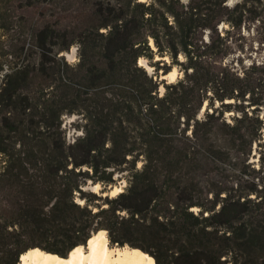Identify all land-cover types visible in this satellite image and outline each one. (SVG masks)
I'll list each match as a JSON object with an SVG mask.
<instances>
[{
    "label": "trees",
    "instance_id": "obj_1",
    "mask_svg": "<svg viewBox=\"0 0 264 264\" xmlns=\"http://www.w3.org/2000/svg\"><path fill=\"white\" fill-rule=\"evenodd\" d=\"M42 1L54 3L0 0V264L32 247L66 256L100 229L156 264H264V156L250 161L264 146V57L244 63L217 27L260 20L264 46V0L102 2L77 41L29 17ZM75 42L76 65L62 54ZM175 65L183 75L162 92L156 77ZM116 173L127 185L115 196L84 189Z\"/></svg>",
    "mask_w": 264,
    "mask_h": 264
},
{
    "label": "rangeland",
    "instance_id": "obj_2",
    "mask_svg": "<svg viewBox=\"0 0 264 264\" xmlns=\"http://www.w3.org/2000/svg\"><path fill=\"white\" fill-rule=\"evenodd\" d=\"M110 1L115 2L116 0H53L54 2L53 4L52 3L48 4L42 1L41 3L38 4V6L31 9L28 15L32 19H38V20L42 18L49 19L53 21L55 25L69 29V31H71L75 40L77 41L83 32H85L86 30L95 28L97 25L102 23V12L100 11V7L102 9V2H110ZM182 1L185 3H189L191 0H182ZM198 1L200 0H193V3L196 4ZM239 1L241 0H228L227 4L230 6H234ZM261 25L262 24L260 20H256V21L249 20V21H246L240 28H234L228 21H224L221 24H219L217 27L219 31H221L222 33H225L228 29H231L232 41H235L238 44L239 42H241L245 46L246 52L243 53L242 50H240V53L242 55L243 54L245 55L244 63H250L252 62L253 59H255V56L258 59H263L264 57V48H263L264 46H262V44L258 42V34L260 32ZM208 32L209 30H207L206 34ZM241 34L244 35V38L242 37L241 40H238V36H240ZM151 41H152V45L154 46L155 44L153 42V39ZM253 46L259 49H256L257 51H253L251 50ZM154 47L157 49L156 45ZM62 54L65 55L66 59L69 62L76 65L80 57L79 43L75 42L70 47L69 50L64 51ZM160 58L162 57L160 56V54L157 53L154 59L156 60ZM165 58L167 60H170V57L168 54L165 56ZM230 58H233V57H230ZM140 64H144V66L148 69L150 73H155L156 71L155 65L151 64L148 58H143V62ZM239 64L241 65V63ZM174 68H176L178 72L177 78H176L177 80L179 77H182L183 71L180 69L178 65H175L172 68V70ZM162 72L164 71L160 70L159 75L162 76ZM160 82H162L161 87H162V92H163V90L165 89L164 81H160ZM217 105H219V102ZM206 106H204V108L202 109V112H201L202 115L206 109ZM235 113L236 112L234 111H231V112L229 111V112H226L225 116L227 117L229 121H232L233 117L235 116ZM79 123H82V120H81V115L78 113L73 114V115H66L64 117V129L67 132V139L69 141H72L76 136L82 134V129L78 128ZM262 141H264V126H263V140ZM262 156H264V146H258V144L256 143L253 149V156L250 158V161H252L253 166H256L257 168L262 167V161H261ZM141 163L142 162H139V165H141ZM229 174L232 175L233 178L240 177L239 172H229ZM263 174L264 173L261 172V175ZM115 178L117 182L111 183V184H114L117 186H123L127 184L126 175H123V173H116ZM218 179L225 182L228 180V176L227 174H221L218 176ZM94 183L95 182L93 180H89L88 183L84 186V189L94 191L93 190ZM103 197L106 198L109 196H103ZM76 200L82 204L86 203V200L81 198L80 192H77ZM98 201L102 202V200H98ZM100 204L102 205V203ZM96 209H99V207L96 206L95 210ZM108 237L110 239L109 230H108ZM110 245L111 246H114V245L123 246L118 243L113 244L111 240H110Z\"/></svg>",
    "mask_w": 264,
    "mask_h": 264
},
{
    "label": "bare ground",
    "instance_id": "obj_3",
    "mask_svg": "<svg viewBox=\"0 0 264 264\" xmlns=\"http://www.w3.org/2000/svg\"><path fill=\"white\" fill-rule=\"evenodd\" d=\"M142 62L143 58L140 59V63ZM177 73V69L174 68L166 76L174 81ZM100 188L101 183L93 186L95 192H99ZM120 190L118 186L115 187L114 196ZM21 258L19 264H156L152 255L139 248L128 244L111 246L107 229L94 232L87 244L76 246L66 256L44 250L41 247H32L22 253Z\"/></svg>",
    "mask_w": 264,
    "mask_h": 264
},
{
    "label": "water",
    "instance_id": "obj_4",
    "mask_svg": "<svg viewBox=\"0 0 264 264\" xmlns=\"http://www.w3.org/2000/svg\"><path fill=\"white\" fill-rule=\"evenodd\" d=\"M142 65H144V64H142ZM167 73L168 72H162V76L161 75H158V77H156V79H158L159 81H166L167 83H170V82H173L172 80H170V78H168V76H166L167 75ZM96 183H94V185H95ZM93 185V186H94ZM126 185L127 184H125V185H123V186H118V188H120L121 190L120 191H123L124 189H125V187H126ZM115 187H117V185H114V184H109V185H104V186H102L101 185V188H100V191L98 192V193H102L101 195L102 196H109V197H112V196H114V194H113V190H114V188ZM119 191V192H120ZM88 242V241H87ZM87 244V243H86ZM69 254V253H68ZM21 256L19 257V260L21 261ZM19 261V262H20ZM19 264V263H18Z\"/></svg>",
    "mask_w": 264,
    "mask_h": 264
}]
</instances>
